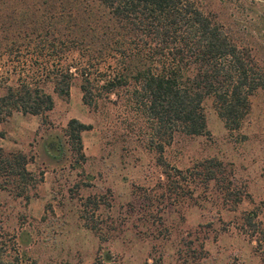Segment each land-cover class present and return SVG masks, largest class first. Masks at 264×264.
Here are the masks:
<instances>
[{"label":"rangeland","instance_id":"374dc122","mask_svg":"<svg viewBox=\"0 0 264 264\" xmlns=\"http://www.w3.org/2000/svg\"><path fill=\"white\" fill-rule=\"evenodd\" d=\"M193 1L264 63V0ZM53 96L46 116L15 111L0 121V147L28 154V169L43 173L29 200L0 189V239L23 264H264L263 90L250 97L239 129L226 128L207 103V132L178 133L162 152L182 171L220 160L234 176L233 191L242 192L236 206L214 183L174 203L159 198L166 184L150 146L152 124L124 100L88 107L78 80L68 98ZM72 118L92 125L82 133L84 159L68 146L55 157L44 145L51 133L63 138Z\"/></svg>","mask_w":264,"mask_h":264},{"label":"trees","instance_id":"16d2710c","mask_svg":"<svg viewBox=\"0 0 264 264\" xmlns=\"http://www.w3.org/2000/svg\"><path fill=\"white\" fill-rule=\"evenodd\" d=\"M230 30L193 0H0V121L15 111L46 116L53 95L68 98L78 80L88 107L124 100L151 122L150 146L166 184L159 198L174 203L192 197L198 184L214 183L236 206L242 192L233 191L234 176H226L220 160L182 171L162 156L174 135L207 132V103L235 130L250 97L264 91V63ZM91 128L72 118L63 138L51 133L44 145L55 157L68 146L84 159L82 133ZM31 162L21 150L0 147V189L29 200V188L43 181V173L28 169ZM23 263L16 247L0 239V264Z\"/></svg>","mask_w":264,"mask_h":264}]
</instances>
